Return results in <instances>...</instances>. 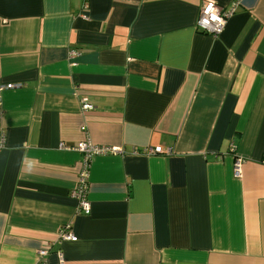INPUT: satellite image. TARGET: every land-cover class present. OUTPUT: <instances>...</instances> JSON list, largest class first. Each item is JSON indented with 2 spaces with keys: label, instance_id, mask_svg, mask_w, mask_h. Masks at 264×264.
Here are the masks:
<instances>
[{
  "label": "crops",
  "instance_id": "obj_1",
  "mask_svg": "<svg viewBox=\"0 0 264 264\" xmlns=\"http://www.w3.org/2000/svg\"><path fill=\"white\" fill-rule=\"evenodd\" d=\"M201 4L0 0V85H19L1 93L0 264H264V0L218 38ZM83 142L117 150L91 160L88 216Z\"/></svg>",
  "mask_w": 264,
  "mask_h": 264
},
{
  "label": "built area",
  "instance_id": "obj_2",
  "mask_svg": "<svg viewBox=\"0 0 264 264\" xmlns=\"http://www.w3.org/2000/svg\"><path fill=\"white\" fill-rule=\"evenodd\" d=\"M240 6V0H234L230 8L227 10H223L215 1L213 0H202L199 17L196 23V28L199 32L203 34H207L213 38H218L221 36L226 28L228 20L236 14L238 7ZM88 7L85 6L82 18L88 19L87 11ZM75 55V54H74ZM19 87V85L15 84H7L0 85V118L2 114V99L1 93L4 90H9ZM94 106L88 102L87 99L82 100V109L84 111L92 110ZM6 133L3 128L0 126V149L6 146ZM63 148V146H62ZM76 150L84 155L83 161L81 163V171L78 176V182L75 189L72 191L73 197L78 200L79 203V212L80 214H84L86 216L91 213L90 202L88 201L87 195L89 191L88 178H89V170L90 163L94 156L98 155H108V154H117V150L108 147H99L94 146L89 142H83L79 144ZM144 153L148 156L154 155H165L170 156L171 151L169 149L164 150L161 147L151 148L147 147L144 149ZM242 168H243V160L241 158L236 159L234 164V175L236 178H242ZM59 239L61 241H73L77 240V237L73 234L71 227L66 226L62 229L59 235ZM61 262H63V254L62 252L57 253ZM48 255V250H41L38 253L40 264H45L42 260Z\"/></svg>",
  "mask_w": 264,
  "mask_h": 264
}]
</instances>
